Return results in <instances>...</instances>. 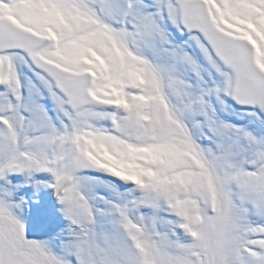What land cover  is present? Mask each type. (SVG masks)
I'll return each instance as SVG.
<instances>
[{"label": "snow or ice", "instance_id": "1", "mask_svg": "<svg viewBox=\"0 0 264 264\" xmlns=\"http://www.w3.org/2000/svg\"><path fill=\"white\" fill-rule=\"evenodd\" d=\"M0 264H264V0H0Z\"/></svg>", "mask_w": 264, "mask_h": 264}]
</instances>
